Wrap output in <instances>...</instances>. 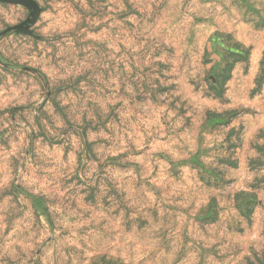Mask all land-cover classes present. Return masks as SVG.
Instances as JSON below:
<instances>
[{
  "label": "rangeland",
  "instance_id": "374dc122",
  "mask_svg": "<svg viewBox=\"0 0 264 264\" xmlns=\"http://www.w3.org/2000/svg\"><path fill=\"white\" fill-rule=\"evenodd\" d=\"M0 264H264V0H0Z\"/></svg>",
  "mask_w": 264,
  "mask_h": 264
}]
</instances>
